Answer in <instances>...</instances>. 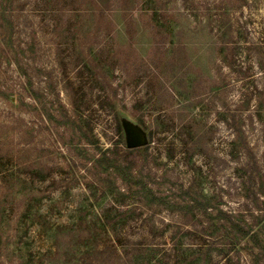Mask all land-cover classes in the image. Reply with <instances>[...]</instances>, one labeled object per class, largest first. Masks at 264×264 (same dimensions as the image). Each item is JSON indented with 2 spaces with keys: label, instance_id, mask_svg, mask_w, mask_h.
Listing matches in <instances>:
<instances>
[{
  "label": "rangeland",
  "instance_id": "374dc122",
  "mask_svg": "<svg viewBox=\"0 0 264 264\" xmlns=\"http://www.w3.org/2000/svg\"><path fill=\"white\" fill-rule=\"evenodd\" d=\"M0 264H264V0H0Z\"/></svg>",
  "mask_w": 264,
  "mask_h": 264
},
{
  "label": "trees",
  "instance_id": "16d2710c",
  "mask_svg": "<svg viewBox=\"0 0 264 264\" xmlns=\"http://www.w3.org/2000/svg\"><path fill=\"white\" fill-rule=\"evenodd\" d=\"M128 149L129 150H136V149L147 150V148H128ZM113 150H114V148H112V149L109 148L107 152H110V151H113ZM223 215L226 216L227 214H223ZM226 217H230V216L227 215ZM234 225L232 226L233 230H231L229 232H226L225 234H222V236L224 238L233 239V238H231L232 236H230V234L234 233L235 235H239L241 237H243L245 235H250V237L256 239V241L258 240V238H257V237H259V233L258 232H254V234L253 233L251 234L249 229H247L246 227L241 226L240 224H234ZM234 227H236V228H234Z\"/></svg>",
  "mask_w": 264,
  "mask_h": 264
},
{
  "label": "water",
  "instance_id": "95a60500",
  "mask_svg": "<svg viewBox=\"0 0 264 264\" xmlns=\"http://www.w3.org/2000/svg\"><path fill=\"white\" fill-rule=\"evenodd\" d=\"M144 143L143 134L139 131L135 132L129 142L130 146H139Z\"/></svg>",
  "mask_w": 264,
  "mask_h": 264
}]
</instances>
